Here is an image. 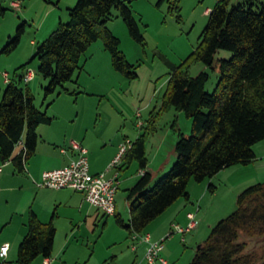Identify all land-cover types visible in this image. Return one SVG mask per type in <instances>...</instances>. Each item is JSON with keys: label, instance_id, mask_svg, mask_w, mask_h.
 I'll use <instances>...</instances> for the list:
<instances>
[{"label": "rangeland", "instance_id": "1", "mask_svg": "<svg viewBox=\"0 0 264 264\" xmlns=\"http://www.w3.org/2000/svg\"><path fill=\"white\" fill-rule=\"evenodd\" d=\"M77 1L3 0L7 12L4 17H0V51L23 25L24 33L17 48L9 53H0V101L8 85L6 80L22 89L29 88L35 97V107L47 112L53 119L51 125H41L38 131L41 142L47 136L52 140H60L66 135L67 141L83 140L89 148L92 147L94 153L103 156L110 153L111 144L134 142L141 134L147 133V159L157 171L171 158L170 153L180 138L179 133L185 137L191 134L192 122L185 113L175 108L161 110L162 102L170 75L176 67L184 69L191 59L209 21L206 10L214 8L217 0H180L181 19L172 9L174 0L165 1L160 6L159 0L132 2L131 11L145 38V46L130 37L126 25L114 10L107 27L121 41L120 50L129 63L136 67L138 77L129 80L115 71L103 41L98 40L81 57L73 82L58 88L46 99L44 89L49 80L39 74V60L35 55L60 22L66 24L69 21L68 10ZM256 1L264 3V0ZM243 2L231 0L230 6ZM14 3H20L21 7L16 8ZM231 56V52L220 50L212 67L191 60L188 71L193 77L202 72L208 73L210 78L205 90L212 93L220 76L219 60H227ZM24 68L34 71V79L29 83L21 81ZM152 117L156 119L155 132L149 130ZM56 145L60 146L59 143ZM253 150L261 158L264 141ZM174 158L150 187L169 172L177 154ZM259 158L246 166L227 168L214 179H207L200 184L191 182L188 192L191 191L189 194H192V199L186 202L182 198L185 204L175 214L167 212L153 222L186 223L187 214L193 213L198 223L196 229L202 231L194 238L196 229L185 235L175 233L171 236L169 230L161 252L168 264H189L211 228L237 209L238 195L248 187L264 182V160ZM140 171L138 163L134 162L125 164L122 174L116 202L118 214L126 222L130 218L128 191L140 179ZM10 172L16 175L13 179L16 189L0 200V246L9 242L12 248L6 263L0 258V264H17L18 246L27 234L26 222L21 216L13 214L23 201L27 188L22 190L25 181L19 176L14 164L8 163L2 169L1 176L5 177ZM210 184L215 187L214 191L209 190ZM68 193L71 195L75 192ZM61 209L64 215L58 223L57 246L59 249L67 247L64 259L67 264H148L144 259L146 247L141 243L136 253L127 231L117 225L115 216L85 222L84 214L88 212L92 216L96 209L78 198ZM239 241L247 243L245 253H263L264 237H249L241 233ZM39 262L37 260L33 264ZM58 263L63 264L60 261Z\"/></svg>", "mask_w": 264, "mask_h": 264}, {"label": "trees", "instance_id": "2", "mask_svg": "<svg viewBox=\"0 0 264 264\" xmlns=\"http://www.w3.org/2000/svg\"><path fill=\"white\" fill-rule=\"evenodd\" d=\"M134 1L78 0L68 10L69 21L60 22L35 55L39 74L49 80L44 89L46 99L73 82L81 57L98 40L103 41L115 71L129 80L138 77L136 67L120 50L121 41L107 27L116 10L130 37L145 46V38L131 11ZM165 1L170 0H159L158 6ZM179 3L180 0H174L172 9L181 19ZM230 3L231 0L216 3L191 59L184 69L176 67L170 75L161 110L175 108L184 112L192 122L191 134L185 137L179 133L175 145L177 159L165 176L150 187L152 176L144 172L128 191L129 221L115 213L117 225L130 238L136 233L145 234L147 227L180 199L189 200L191 182L200 184L224 169L246 166L256 160L253 147L264 141V3L244 0L232 7ZM6 12L0 0V17ZM23 33L24 25L0 53L17 48ZM220 50L229 51L232 56L219 60L218 83L214 92L209 93L205 90L209 74L191 76L189 62L212 67ZM34 100L29 88L8 82L0 101V157L3 163L9 161L23 140V150L12 159L19 173L37 151L38 128L53 121L47 112L35 107ZM150 123L149 130L155 132L156 119L152 117ZM146 138L147 133H143L132 142L124 159L127 165L137 162L141 171L148 165ZM208 188L215 190L211 184ZM27 227L28 232L18 246L17 264L50 258L56 236L54 224L43 223L30 210ZM241 233L264 237V182L238 195L237 209L211 228L189 264H264V245L261 255L245 253L247 243L239 241Z\"/></svg>", "mask_w": 264, "mask_h": 264}, {"label": "crops", "instance_id": "3", "mask_svg": "<svg viewBox=\"0 0 264 264\" xmlns=\"http://www.w3.org/2000/svg\"><path fill=\"white\" fill-rule=\"evenodd\" d=\"M212 9L213 8L209 7L206 10V14L208 13V15H209ZM6 83H8L7 80H6ZM40 128H41V126L38 128V131ZM72 141H79V140L67 141V137H66V135H64V138L60 139V140H52V138L50 136H47V137H45V141L41 142L40 136H39V142H38L37 151H36L35 155L33 157H31L28 160V162L25 164L24 171L22 173L18 172L19 176H21L25 181V183L22 184V190H25L24 188L26 187L27 191L26 190H25V192L23 191L24 192L23 196H25V197H24L23 201L20 203V205H18L17 208L14 209L13 214L21 216L22 220L24 221V223L26 222V225H27L29 211L33 210L43 223L52 222L56 228L55 244H54V250H53L52 256L50 258H46V259H44L42 257L37 258L35 261H37V260L41 261V262H39V264H59L58 261L62 262L63 264H67L66 260H64L67 256V247L59 249V246H57V242H58L57 236L59 234V231H58L59 224L58 223L60 221V218H62V215H64V211L62 212L61 208H63V207L66 208L67 204L71 203V201L76 200V198H78V200H82L83 202L87 203L85 201L84 195L82 193H79V192H76V191H73L70 189L53 190V189H47V188H39L36 185L37 182L41 181L42 174L44 172L65 167L72 161V159L74 158V153L71 150H69V147H70V144ZM79 142H81L88 149L90 172L92 174H99V173L104 172L108 168V166L111 164V162L114 160V158L117 156V154L119 152L120 145H122L118 142H116L114 146H113V144H111L110 153L108 155L103 156L100 153H98V154H96V152L94 153L92 147L89 148V146H87L83 140H81ZM57 143H59L60 146L56 145ZM23 148H24V141L22 140L16 146L11 159L9 161H7L6 164L2 162L1 157H0V164L2 163V165H0V167L3 165L5 167L8 163L13 165L12 159L15 158L16 156H18L20 154V152L23 150ZM62 148H67L68 149L67 153H65V154L62 153L61 152ZM256 153H255V155H256L255 161H258L259 157L257 156ZM170 155H171V158L168 159L167 163H165L157 171L153 168V165L148 162V165L144 171L146 173H149L152 176V181L156 177H159L160 175H162L166 171V169L169 167L171 161H173L175 159L174 158L176 155L175 149L170 153ZM260 155H261L260 156L261 158H259V159L264 160V154H260ZM125 164H126V161L124 160V162L122 163V165L120 167L121 184H122V178H123L122 174L124 172ZM224 170H226V169H224ZM223 171H221V172H223ZM221 172L219 174H221ZM139 174H140V172H139ZM219 174L216 176H219ZM15 176H16L15 173H11V172L7 173V175H5V177L4 176L2 177L0 174V200L4 199L6 196H8V194L10 192H12V191L14 192V190L16 189L14 186V182H13V179L15 178ZM212 179H214V177ZM2 182H3V186L1 185ZM121 184H120V187H121ZM189 187H190V185H189ZM72 191L75 193H71ZM67 192H70L71 195L69 193L67 194ZM189 192H191V191H189ZM189 195H190V199L189 200L185 199L186 202H189L192 199V194H189ZM184 204L185 203L182 201V199H180L175 205H173L171 208H169L162 216H165V214H167V212H169L168 214H170V215L175 214L176 211H178L182 206H184ZM116 213H118L117 202H116ZM189 214L190 213H188L186 216L187 217L186 223H170V222L169 223H162L163 221H160V223H151L147 227L145 233L150 234L151 239L153 241L159 240L161 238H165V235L169 232V230H171L173 224H177V225L181 224L183 226H187L188 225L187 222L189 220V218H188ZM84 216H85V222H87L89 220H91V221L97 220V219H99V217H104L105 215L96 209V213L93 214L92 216H89L88 212L86 214H84ZM162 216H160L156 220H159ZM178 219H179V217H178ZM197 230L198 229H196V232L194 234V238H196L198 235L202 234L201 229H199L198 231ZM27 232H28V227H27ZM127 234H128V232H127ZM128 236H129V234H128ZM128 238H130V237H128ZM130 240L132 241L131 238H130ZM6 243L10 245L9 253H8L7 258H6V259H8V257L10 256L12 245L9 242H4L1 244V246L3 244H6ZM140 245H141V243H138L137 249L134 250V251H136V253L139 250ZM142 246L146 247L145 253H144V259H145L147 244L142 243ZM6 259H4V260L2 259V260L5 261V263H6V261H7Z\"/></svg>", "mask_w": 264, "mask_h": 264}, {"label": "built area", "instance_id": "4", "mask_svg": "<svg viewBox=\"0 0 264 264\" xmlns=\"http://www.w3.org/2000/svg\"><path fill=\"white\" fill-rule=\"evenodd\" d=\"M222 0H217L220 2ZM16 8H20V3H14ZM34 79V71L25 70L23 81L29 83ZM9 82V80H7ZM132 147V142L127 141L120 145L119 152L108 168L99 174H92L90 172V164L88 157V149L79 141H72L69 147L74 153V158L65 167L46 171L42 174L41 181L36 185L39 188H47L53 190L70 189L84 195L85 201L96 208L105 216H114L116 213V196L120 189V167L124 162L125 156ZM67 148H62V153H67ZM7 162H5L6 164ZM4 165L0 167V174ZM145 171H140V176L144 175ZM189 223L186 227L173 224L170 235L175 233L188 234L197 228L198 223L195 215L190 213L188 215ZM132 249L136 250L138 243H146L147 250L145 259L148 264H168L162 258L161 252L164 250V242L166 238L153 241L150 234H133ZM10 245L3 244L0 247V258L6 259L9 253Z\"/></svg>", "mask_w": 264, "mask_h": 264}]
</instances>
